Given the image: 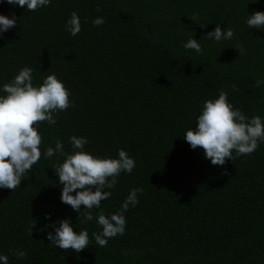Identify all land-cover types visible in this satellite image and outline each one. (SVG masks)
<instances>
[{"label": "trees", "instance_id": "1", "mask_svg": "<svg viewBox=\"0 0 264 264\" xmlns=\"http://www.w3.org/2000/svg\"><path fill=\"white\" fill-rule=\"evenodd\" d=\"M72 11L81 21L76 36L65 30ZM255 11H264V0H51L34 12L0 0V14L17 18L0 36V95L25 66L34 86L55 74L70 92L73 106L53 113L54 125L38 126L41 152L60 140L72 153L75 135L93 155L118 158L124 149L135 160L81 225L79 213L61 202L52 168L66 157L42 154L20 187L0 189V255L9 264H264V142L214 166L183 138L220 90L248 118L264 121V83L255 86L264 81V29L246 23ZM96 17L105 23L94 25ZM217 24L234 37L205 38ZM189 38L202 54L183 47ZM133 188L143 191L124 213V235L99 247L96 217L120 211ZM62 219L88 231V248L51 244L47 233Z\"/></svg>", "mask_w": 264, "mask_h": 264}, {"label": "clouds", "instance_id": "2", "mask_svg": "<svg viewBox=\"0 0 264 264\" xmlns=\"http://www.w3.org/2000/svg\"><path fill=\"white\" fill-rule=\"evenodd\" d=\"M6 2L22 8L26 6L28 11L34 12L49 5L51 0ZM97 11L100 9L97 8ZM104 23L103 17H96L93 20L96 26ZM246 23L250 28L264 29V11L253 12L248 16ZM16 24L15 14L11 18L0 14V36ZM65 30L72 36L81 31L80 17L76 11H72ZM233 37V29L229 28L225 32L217 24L205 38H214L219 42L231 40ZM183 47L203 53L201 45L195 38H189ZM237 49L239 54L245 51L243 47ZM32 72L31 67L21 68L11 82L3 85V92L6 95H0V189L14 191L20 187L25 174L39 162L42 154L46 158H51L60 153L66 158L52 168L62 186L61 202L79 213L77 217L79 224H86L94 218L92 210L100 208L101 202L111 197V191L105 189H114L122 172L130 174L135 168V160L124 149L119 150L118 158L93 155L84 150L88 143L87 139L75 135L70 137V141L76 151L65 152L63 143L57 140L55 147L49 145L42 153L40 146L43 141L37 130L38 126L45 121L54 125L56 119L53 113L66 111L73 105L69 99V90L55 74L47 75L40 85L34 86ZM262 83L264 81L256 80L255 86L259 87ZM232 88L238 90L236 85H232ZM183 138L192 149H203L205 158L210 160L212 165L223 166L229 159L251 155L258 148L259 142H264V121L259 115L248 118L228 101V93L220 90L217 98L208 99L203 103L195 128H188ZM142 191V188H133L122 203L120 211L110 216H106L102 210L99 212L96 221L102 231L92 233L99 247H106L109 239L124 235L126 227L124 213L130 205L135 207L139 203L137 193ZM81 205L84 207L83 211ZM49 215L46 214V218ZM34 225L35 223L30 228V235ZM58 225L54 233H47V239L51 244L64 251L72 250L76 253L88 248L90 241L86 229L74 231L70 219H62L58 221ZM14 255L18 259L26 257L22 250H15ZM0 264H9V257L0 255Z\"/></svg>", "mask_w": 264, "mask_h": 264}]
</instances>
